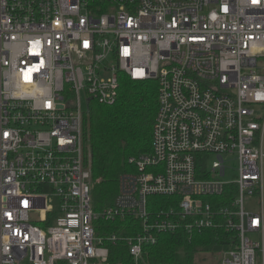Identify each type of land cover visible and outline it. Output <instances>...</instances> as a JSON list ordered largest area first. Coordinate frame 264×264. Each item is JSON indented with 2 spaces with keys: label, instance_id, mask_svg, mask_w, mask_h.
<instances>
[{
  "label": "built area",
  "instance_id": "obj_1",
  "mask_svg": "<svg viewBox=\"0 0 264 264\" xmlns=\"http://www.w3.org/2000/svg\"><path fill=\"white\" fill-rule=\"evenodd\" d=\"M125 77L158 84L152 150L98 211L84 115ZM219 228L218 264H264V0H0V264Z\"/></svg>",
  "mask_w": 264,
  "mask_h": 264
},
{
  "label": "trees",
  "instance_id": "obj_2",
  "mask_svg": "<svg viewBox=\"0 0 264 264\" xmlns=\"http://www.w3.org/2000/svg\"><path fill=\"white\" fill-rule=\"evenodd\" d=\"M119 94L115 105L92 102L84 115L85 161L92 167V197L98 211L114 205L120 177L135 171L129 159L152 150L153 127L159 110L157 82L132 81L125 77ZM153 200L163 202L166 198ZM119 223L133 224L129 219ZM100 225L111 226L104 222ZM230 239L231 235L221 228L192 236L183 232L163 233L158 235L156 244L144 247L142 263L199 264L197 258L200 255L227 249ZM110 252L112 263L135 264L123 244L111 246Z\"/></svg>",
  "mask_w": 264,
  "mask_h": 264
},
{
  "label": "rangeland",
  "instance_id": "obj_3",
  "mask_svg": "<svg viewBox=\"0 0 264 264\" xmlns=\"http://www.w3.org/2000/svg\"><path fill=\"white\" fill-rule=\"evenodd\" d=\"M86 99L84 98V109H86ZM257 208V204L255 201H249L246 204L247 210H254ZM222 259V256H218L217 254H207V255H200L197 258V262L199 264H218L220 260Z\"/></svg>",
  "mask_w": 264,
  "mask_h": 264
}]
</instances>
